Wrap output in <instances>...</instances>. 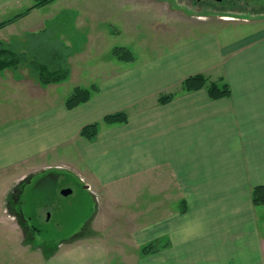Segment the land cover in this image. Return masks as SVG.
<instances>
[{"label":"crops","instance_id":"obj_1","mask_svg":"<svg viewBox=\"0 0 264 264\" xmlns=\"http://www.w3.org/2000/svg\"><path fill=\"white\" fill-rule=\"evenodd\" d=\"M16 5L0 0V11ZM221 16L201 34L118 66L89 101L72 109L67 97L82 85L68 84L54 99L37 78L32 83L39 92L31 93L25 110L8 103L10 110L0 113V214L6 208L14 221L2 227L11 234L18 227L40 233L18 208L24 200L17 192L35 174L67 169L98 204L88 231L103 234V219L114 220L103 206L111 210L129 197L144 204L141 214L152 213V222L136 224L132 233L140 245L155 239L167 245L141 264H264V204L253 198L254 188L264 185V14ZM196 74L209 83L227 81L231 94L213 98L208 85L185 90L183 81ZM164 94L174 96L161 103ZM120 111L128 122L103 121ZM96 121L95 138L82 136ZM152 201L154 208L146 209ZM27 235L22 247L43 252ZM60 247L25 264H109L107 244L90 239Z\"/></svg>","mask_w":264,"mask_h":264},{"label":"rangeland","instance_id":"obj_2","mask_svg":"<svg viewBox=\"0 0 264 264\" xmlns=\"http://www.w3.org/2000/svg\"><path fill=\"white\" fill-rule=\"evenodd\" d=\"M194 1L55 0L37 6V0H17L13 10L0 11V23L27 11L30 7L33 8L0 27V38H3L4 42L19 45L22 48L20 50L26 52L31 40L29 36L47 30L53 35L52 40L63 41L71 48L68 58L71 71L69 78L44 86L45 92H49L51 98L57 99L67 89L68 84H99L107 74L115 72L118 66L137 61V56H152L174 47L177 40L185 35L190 37L201 34L207 29L208 23L213 25L223 17L221 15L243 20L244 16L264 14L260 10L247 12L244 3L233 6L227 1L223 5L212 2L196 4ZM7 15L9 18L4 17ZM117 46L130 48L136 56L134 62L119 60L113 54ZM30 72V67L27 66H21L17 70L0 71L1 114L10 110L9 105L13 102L15 108H21L20 104H23L25 110L26 105L30 104L31 93L38 94L39 91L33 90L32 80L35 77ZM38 82L37 79V85ZM23 185L17 196L24 201L17 206L24 209L26 215L31 218L30 225L37 227L40 233L35 234L32 227L29 236L23 234L19 227L17 234L7 232L9 230L3 228V225L14 219L8 216L7 209L3 207L7 216L0 214V264H25L27 261L37 263L44 260L43 257L56 253L60 245V248L64 249L70 244L90 239L107 244L109 264H141V260H144L142 258L155 253L143 254L144 245H140L137 236L132 233L139 223L148 224L153 220L149 211L145 215L141 214L143 203L132 200L130 202L132 197H129L127 202L113 204L111 210L106 205L103 206L110 217L112 211L114 212V220L103 219L101 228L104 233L100 234L93 229L92 232L88 231L89 220L97 214L99 207L89 190L82 188L84 186L81 178L74 172L67 169L50 170L35 174L27 186ZM64 188H70L73 192L64 196L61 193ZM4 190L5 183L0 185V197L5 196ZM12 196L13 193L7 194V199L10 200ZM154 205L156 204L152 201L145 207L152 209ZM49 215L51 218H48ZM12 224L14 226V223ZM108 227L112 229L109 230ZM83 230L82 234H77ZM26 235L29 244L44 251L25 250L22 244ZM9 244L11 249L14 245L17 249L7 250Z\"/></svg>","mask_w":264,"mask_h":264},{"label":"trees","instance_id":"obj_3","mask_svg":"<svg viewBox=\"0 0 264 264\" xmlns=\"http://www.w3.org/2000/svg\"><path fill=\"white\" fill-rule=\"evenodd\" d=\"M55 0H37L38 5H45ZM30 7L27 11L32 9ZM27 11L20 13L6 21L0 23V27L14 21ZM28 49L22 52L20 46L8 42L0 41V71L7 68L18 69L21 66L30 67L31 74L38 79L39 83L47 86L53 83L65 81L70 76V67L68 58L71 54V48L63 41L58 39L52 40L47 30L38 34H31ZM113 54L122 61L132 62L136 59L133 51L125 46H117L113 50ZM208 83V84H207ZM208 85L209 92L213 98H221L231 94V88L227 81L210 82L206 75L196 74L189 76L183 81L185 90L198 89ZM98 84L90 87L76 86L72 93L67 97L66 105L72 109L91 99L94 92L98 91ZM173 94L161 95L159 101L166 103L173 98ZM108 123L128 122V113L125 111L108 114L103 118ZM100 122L96 121L85 125L81 130V135L89 139L95 138L98 134ZM253 198L256 204H264V185L256 186L253 190ZM160 239H155L142 246V253L149 254L158 251L161 247H165Z\"/></svg>","mask_w":264,"mask_h":264},{"label":"flooded vegetation","instance_id":"obj_4","mask_svg":"<svg viewBox=\"0 0 264 264\" xmlns=\"http://www.w3.org/2000/svg\"><path fill=\"white\" fill-rule=\"evenodd\" d=\"M229 2L231 5H235L237 6L238 3H244L245 4V7L247 9V12H253L255 10H260L263 12L264 10V5L263 4H258V3H255L256 0H223L221 2L219 1H216V0H195L194 2L197 4L198 2H212L214 4H220V5H223L224 2Z\"/></svg>","mask_w":264,"mask_h":264},{"label":"water","instance_id":"obj_5","mask_svg":"<svg viewBox=\"0 0 264 264\" xmlns=\"http://www.w3.org/2000/svg\"><path fill=\"white\" fill-rule=\"evenodd\" d=\"M216 1L221 2V1H223V0H216ZM255 3L263 4V5H264V0H256ZM71 192H72V189H70V188H66L65 190H63L64 195H68V194H70Z\"/></svg>","mask_w":264,"mask_h":264}]
</instances>
